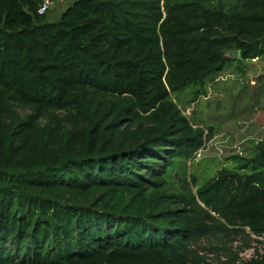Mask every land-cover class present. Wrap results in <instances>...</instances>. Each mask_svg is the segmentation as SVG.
Here are the masks:
<instances>
[{"label":"trees","instance_id":"16d2710c","mask_svg":"<svg viewBox=\"0 0 264 264\" xmlns=\"http://www.w3.org/2000/svg\"><path fill=\"white\" fill-rule=\"evenodd\" d=\"M67 1L46 23L41 0H0V264H210L205 237L264 240V139L188 182L214 131L172 100L264 64V0Z\"/></svg>","mask_w":264,"mask_h":264},{"label":"rangeland","instance_id":"374dc122","mask_svg":"<svg viewBox=\"0 0 264 264\" xmlns=\"http://www.w3.org/2000/svg\"><path fill=\"white\" fill-rule=\"evenodd\" d=\"M69 5L70 1L67 0L52 2L44 14V21L56 22ZM235 66L234 62L228 63L222 72L208 77L203 91L194 100L190 89L182 92L178 98L172 97L192 126L211 127L214 131V136L203 145L194 159L186 163L184 168L188 182L192 175L197 185L206 183L217 170L228 165L231 156L252 157L255 145L264 139V109H261L264 105L256 107L254 111L244 110L247 100L243 96L244 87L264 73V64L256 59L244 62L242 73ZM192 190L194 192V188ZM245 232L248 234L247 230ZM223 244L231 249V255L236 256L235 261L231 260L228 252L221 250ZM198 246L199 255L204 256V261L210 264H244L256 252H264L263 238L242 234L234 239H221L220 242L205 237Z\"/></svg>","mask_w":264,"mask_h":264},{"label":"built area","instance_id":"2783aa9c","mask_svg":"<svg viewBox=\"0 0 264 264\" xmlns=\"http://www.w3.org/2000/svg\"><path fill=\"white\" fill-rule=\"evenodd\" d=\"M51 4H52L51 0H41L40 4L38 5L36 9V14L38 16H43L48 11ZM255 257L256 256H254V258Z\"/></svg>","mask_w":264,"mask_h":264},{"label":"water","instance_id":"95a60500","mask_svg":"<svg viewBox=\"0 0 264 264\" xmlns=\"http://www.w3.org/2000/svg\"><path fill=\"white\" fill-rule=\"evenodd\" d=\"M226 56L230 59H237L238 53L236 51H231Z\"/></svg>","mask_w":264,"mask_h":264}]
</instances>
